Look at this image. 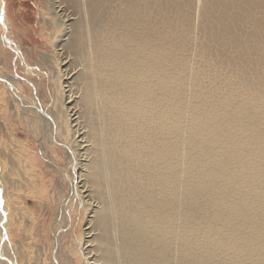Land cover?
Masks as SVG:
<instances>
[{
  "label": "bare ground",
  "instance_id": "1",
  "mask_svg": "<svg viewBox=\"0 0 264 264\" xmlns=\"http://www.w3.org/2000/svg\"><path fill=\"white\" fill-rule=\"evenodd\" d=\"M43 10L80 67L60 54L81 264H264V0Z\"/></svg>",
  "mask_w": 264,
  "mask_h": 264
},
{
  "label": "rangeland",
  "instance_id": "2",
  "mask_svg": "<svg viewBox=\"0 0 264 264\" xmlns=\"http://www.w3.org/2000/svg\"><path fill=\"white\" fill-rule=\"evenodd\" d=\"M47 1L0 0V264L83 259L88 212L73 199L78 175L62 115L61 60H69L71 74L80 67L57 48ZM74 86L83 111L81 88Z\"/></svg>",
  "mask_w": 264,
  "mask_h": 264
}]
</instances>
